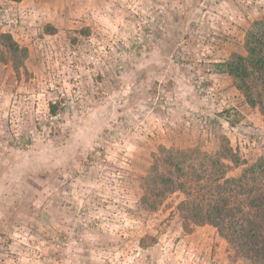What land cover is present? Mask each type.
<instances>
[{"label":"rangeland","instance_id":"1","mask_svg":"<svg viewBox=\"0 0 264 264\" xmlns=\"http://www.w3.org/2000/svg\"><path fill=\"white\" fill-rule=\"evenodd\" d=\"M259 21L264 0H0L27 49L0 55V264H249L140 184L160 145L264 154L221 65Z\"/></svg>","mask_w":264,"mask_h":264},{"label":"trees","instance_id":"2","mask_svg":"<svg viewBox=\"0 0 264 264\" xmlns=\"http://www.w3.org/2000/svg\"><path fill=\"white\" fill-rule=\"evenodd\" d=\"M244 48L245 53L234 52L221 64L222 71L232 77L246 103L264 114V21L247 30ZM4 52L16 70L27 57V49L10 33H0V55ZM140 186L144 210L155 212L180 192L184 198L178 211L185 231L213 226L228 243L232 260L264 264V154L249 161L225 136L214 151L160 145Z\"/></svg>","mask_w":264,"mask_h":264},{"label":"crops","instance_id":"3","mask_svg":"<svg viewBox=\"0 0 264 264\" xmlns=\"http://www.w3.org/2000/svg\"><path fill=\"white\" fill-rule=\"evenodd\" d=\"M225 61V60H223ZM223 74H227L225 72L222 71ZM234 89H236V100L233 103V106L235 108H237L244 117L245 120H248L250 123L254 121L255 125L257 126H261L264 122V114H262L260 112V110L258 108H253L250 105H248V103H246L244 96L242 95V93L235 87L233 86ZM235 98H233L232 100H234ZM258 121V122H256ZM205 226H210V225H205ZM205 226H199V227H205ZM224 243H226V240H223ZM228 245V244H226Z\"/></svg>","mask_w":264,"mask_h":264}]
</instances>
